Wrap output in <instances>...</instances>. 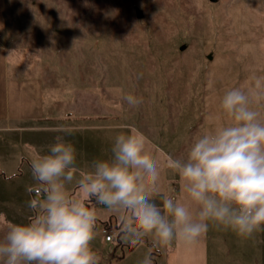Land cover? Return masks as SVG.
I'll use <instances>...</instances> for the list:
<instances>
[{"label": "rangeland", "instance_id": "374dc122", "mask_svg": "<svg viewBox=\"0 0 264 264\" xmlns=\"http://www.w3.org/2000/svg\"><path fill=\"white\" fill-rule=\"evenodd\" d=\"M0 12L13 57L36 74L46 73L49 84L98 92L116 104L121 119L162 140L175 157L186 155L194 136L226 122L220 100L227 91L264 76V0H0ZM129 93L143 102L130 107L122 99ZM257 110L264 118V104ZM5 130L0 129V235L6 221L29 222L28 201L40 196L27 158L36 149ZM88 134L96 142L77 151V174L94 159L111 156L102 147L108 132ZM69 191L79 195L74 184ZM87 204L97 210L92 246L99 264H140L145 256L164 264L168 247L154 245L151 237L131 245L118 214L109 217L105 206ZM108 232L115 233L112 241ZM209 242L211 264H218L220 251L223 264H236L241 244L233 232L210 225Z\"/></svg>", "mask_w": 264, "mask_h": 264}, {"label": "clouds", "instance_id": "9594fccd", "mask_svg": "<svg viewBox=\"0 0 264 264\" xmlns=\"http://www.w3.org/2000/svg\"><path fill=\"white\" fill-rule=\"evenodd\" d=\"M122 99L130 107L143 102L131 93ZM262 104L264 76L247 88H232L220 100L226 122L194 136L185 156L168 155L163 163L142 130L123 124L111 156L94 159L77 174V149L56 136L31 160L41 194L28 201L29 222H5L0 264H99L92 246L97 210L88 201L118 214L125 241L133 246L151 237L156 246L191 248L210 225L240 238L264 231V118L257 110ZM165 169L178 176L183 199L162 191ZM73 184L79 195L69 191ZM140 264H152L150 257Z\"/></svg>", "mask_w": 264, "mask_h": 264}, {"label": "crops", "instance_id": "0c3cea01", "mask_svg": "<svg viewBox=\"0 0 264 264\" xmlns=\"http://www.w3.org/2000/svg\"><path fill=\"white\" fill-rule=\"evenodd\" d=\"M6 24L0 20V129L5 127V131L17 136L19 141L26 143L27 140L29 145L36 149L33 157H27L29 166L37 154L47 151L58 135L63 136L77 151L82 152L96 142L91 139L92 136L90 140L87 138L88 133L91 135L93 131L108 132V141L104 142L102 147L108 149L107 153L111 154L115 136L125 130L119 126L131 125L127 118L121 119V112L117 110L116 104L103 101L98 92L82 86L49 84L46 73L36 74V69H32L30 64L13 57L8 51L3 37ZM191 125L188 132L192 128ZM41 137L44 143L38 141ZM184 137L185 135L182 139ZM177 140L179 141V138L175 141ZM150 141V152L163 163L170 155V149L165 150L163 141L157 137ZM174 150L172 148L171 151L175 153ZM78 154L77 152V158ZM161 188L163 192L183 199L180 180L169 170L162 171ZM157 203H160L159 199ZM107 212L109 217L117 216L116 213L108 210ZM209 237L210 227L194 247L185 248L174 243L167 248L164 264H211ZM237 239H240L241 246L237 248L236 264H264V231L256 232L250 238ZM219 248L221 249V246ZM220 254L221 251L217 261L218 264H223L225 257Z\"/></svg>", "mask_w": 264, "mask_h": 264}, {"label": "built area", "instance_id": "2783aa9c", "mask_svg": "<svg viewBox=\"0 0 264 264\" xmlns=\"http://www.w3.org/2000/svg\"><path fill=\"white\" fill-rule=\"evenodd\" d=\"M176 189H174V191H175ZM35 193H37V194H41L40 193V189L39 188H36L35 189ZM114 236H115V233L114 232H108L107 233V235H106V239H107V241H112L113 240V238H114Z\"/></svg>", "mask_w": 264, "mask_h": 264}, {"label": "trees", "instance_id": "16d2710c", "mask_svg": "<svg viewBox=\"0 0 264 264\" xmlns=\"http://www.w3.org/2000/svg\"><path fill=\"white\" fill-rule=\"evenodd\" d=\"M122 257H124V255H120V256H119V259H121Z\"/></svg>", "mask_w": 264, "mask_h": 264}, {"label": "water", "instance_id": "95a60500", "mask_svg": "<svg viewBox=\"0 0 264 264\" xmlns=\"http://www.w3.org/2000/svg\"><path fill=\"white\" fill-rule=\"evenodd\" d=\"M211 1H216V0H211Z\"/></svg>", "mask_w": 264, "mask_h": 264}]
</instances>
